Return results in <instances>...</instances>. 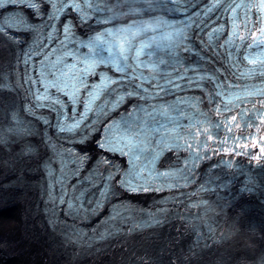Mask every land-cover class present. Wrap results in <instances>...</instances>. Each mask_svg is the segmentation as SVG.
Here are the masks:
<instances>
[{
    "label": "bare ground",
    "instance_id": "6f19581e",
    "mask_svg": "<svg viewBox=\"0 0 264 264\" xmlns=\"http://www.w3.org/2000/svg\"><path fill=\"white\" fill-rule=\"evenodd\" d=\"M15 34L24 38L20 32ZM20 46L21 42L11 46L0 34V74L7 65L14 68ZM14 103V95L0 89V128L6 112L14 110ZM33 120V129L26 123L15 137L8 135L10 141L3 143L5 148L0 145V264H251L257 251L264 252V207L259 208L264 200L250 204L248 200L243 202L244 197L239 194L228 200L220 226L207 238L214 239L217 229H223V236L215 243L185 247L183 224L171 220L160 224L159 229L158 226L123 236L111 235L94 241L88 249H74V244L62 234L65 228H60L71 219V214L59 206L52 224L44 219L43 202L49 200L44 198L46 191H40L42 176L38 164L48 161L52 153L42 139L40 128L45 124L41 126ZM248 133H255L253 143L257 145V154H262L259 143L264 140V126L251 121ZM81 146L92 152L91 142ZM248 148L249 145L244 146L245 151ZM256 162H264V158ZM257 168L260 170L255 169L257 178L264 188V171L260 166ZM96 214L105 215L103 206Z\"/></svg>",
    "mask_w": 264,
    "mask_h": 264
},
{
    "label": "snow or ice",
    "instance_id": "6c2138e0",
    "mask_svg": "<svg viewBox=\"0 0 264 264\" xmlns=\"http://www.w3.org/2000/svg\"><path fill=\"white\" fill-rule=\"evenodd\" d=\"M42 2L50 5L51 7V11L47 16V20L49 22L58 21L61 16L65 15L69 11L79 13L80 16L83 17L85 16L87 9V0H42ZM10 3H12V0H0V9L7 7ZM175 3L177 6L183 4L185 6V11L188 13L191 20L195 21V23L199 25L200 28L204 29L207 43L209 45L215 46L220 40H223L226 47L232 48L237 46V37L247 38V36L251 35V32H249L247 28V17L250 14L248 9L252 8V5L248 4L247 2L241 3L240 0H228L226 12L231 14V24L228 26L227 31L224 24H218L220 17H217L215 22L217 26L210 24L213 14L216 13L217 8L222 3V0H175ZM202 4L206 6L201 7ZM13 7L15 9L14 11L0 14V34L5 35L8 37V39L12 40L13 37L8 35L10 32H26L42 29L45 26H52V32L48 33V39L51 40L55 35L56 28L53 25H35L31 23L28 12L24 10H30L32 14L37 17L42 16L43 13L41 11V2H38V0H15ZM251 14L259 15L255 9H253ZM223 15L224 14L222 13L220 16L222 17ZM257 24H259V21H257ZM242 29L243 31H241ZM63 31L65 33V39L67 40L71 33V21H69L64 26ZM229 32H231V35H229ZM259 35L260 40L253 41V45L264 43V31H262ZM225 36L226 38H223ZM43 47V44L39 45L40 49ZM38 54V50L34 51L33 49H29V52L24 59V63L28 64L31 60V57ZM64 55L70 56L71 53L65 52ZM261 55L264 56V53ZM47 59L48 57L45 56V60ZM60 63L61 59L58 58L52 67L55 68ZM92 72L93 66L85 64L83 66L81 76H76L75 72L68 73L69 75L75 77L74 83H65L63 77L54 78L51 81L44 83L38 77L37 82L43 84V87L37 89L36 93L34 94V99L37 101V104L34 107H48L51 111L56 112L58 110V106L59 115L64 118L63 123H57L58 131L62 134L67 133L69 136H80L81 138L77 141V143L81 145L94 142L96 147L102 152L108 151L112 153H119L120 155L132 156V160H130L129 163H133L134 170L125 173V178L119 180L118 183L121 187L133 193L147 191L150 189V184L134 183V181H143L150 179L153 176V170L148 168L147 165L143 169L136 168L134 165V161L139 160L138 156L133 155L134 149L140 146L139 142L134 141L130 137L113 136V138L110 139L109 133L112 132L113 127L115 126L117 129L120 127L118 122L109 124L107 128H102L100 126V118L107 116L109 114V109L107 108L106 104L97 102L101 100V94L103 93L104 89L107 88L108 84L107 82L102 81L100 84L91 85V91H87L89 86L84 83L83 76L92 74ZM57 79H59V82H57ZM28 83H32L31 77H29ZM49 89H55L56 93L58 94L62 93L67 102H65V99H61L59 95L53 99L49 95ZM81 89L87 91V96L83 99L80 95ZM41 101H45L47 103H41ZM69 105L71 106L70 112L66 113L64 109L69 108ZM77 105H81L83 110L78 111ZM120 106L121 103L118 98L117 101L112 103L110 109L115 110ZM29 110L31 111V109ZM90 113H95V118L89 119ZM69 121L71 122L69 123ZM43 123L47 125L49 124V121L44 119ZM101 131L105 133L104 140L101 141L96 139L93 141V134L100 133ZM59 155V167L52 168L49 163L48 176L55 181L56 185L60 186L61 195L59 197L50 195L49 199L53 201V203L58 200L60 204H66L69 214L86 213L88 211H90L91 214H96L97 211L103 206V202L106 199H109L111 195L115 194L112 188V182L115 179L114 175L109 173L107 177H104L98 171V169L94 167L88 173V175L84 177V180L89 182L91 188L97 187L98 180L103 181L102 188L97 192L99 198L95 201H86L84 197L86 194L90 193V189H83L80 190L79 194L72 200L66 201L64 199V188L66 181H68L71 177H79L80 170L83 168L84 162L91 159V157L78 156L77 153L71 149H63ZM102 162L107 164L108 160L104 159ZM149 163H152V161H149ZM185 169L180 170V176L183 174ZM155 175L169 177L174 175V173L156 172ZM168 186L174 187L176 185L169 184ZM154 190L159 191L162 189L156 188ZM93 203H95V207H92ZM84 204H88V208H85ZM116 207L118 208L119 206ZM115 215L118 216L119 213L116 212ZM149 217V221H145L140 225V227H144L149 223L156 224L160 222L151 213L149 214ZM82 218L87 219V216L85 215ZM113 218L114 217H109L110 220ZM104 223H108V221H104ZM115 231H119V229H116ZM74 232L78 236L84 235L80 229H74ZM111 234V232L101 233L99 238L103 240Z\"/></svg>",
    "mask_w": 264,
    "mask_h": 264
},
{
    "label": "clouds",
    "instance_id": "9594fccd",
    "mask_svg": "<svg viewBox=\"0 0 264 264\" xmlns=\"http://www.w3.org/2000/svg\"><path fill=\"white\" fill-rule=\"evenodd\" d=\"M108 11H109V14L111 17L113 15H117V16H120V15H136L139 13L140 10L138 8H135V7H129L128 9L125 10V12L120 13L117 11V5L109 4L108 5ZM174 31L179 32L180 29H174ZM97 36L99 37L100 34L98 33ZM152 71H153V73H155V72H158L159 69H158V67L153 66ZM258 264H264V259H261L260 261H258Z\"/></svg>",
    "mask_w": 264,
    "mask_h": 264
}]
</instances>
